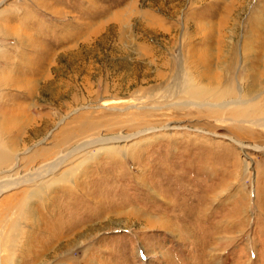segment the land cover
Wrapping results in <instances>:
<instances>
[{"label": "rangeland", "instance_id": "1", "mask_svg": "<svg viewBox=\"0 0 264 264\" xmlns=\"http://www.w3.org/2000/svg\"><path fill=\"white\" fill-rule=\"evenodd\" d=\"M248 100L264 0H0V264H264Z\"/></svg>", "mask_w": 264, "mask_h": 264}, {"label": "bare ground", "instance_id": "2", "mask_svg": "<svg viewBox=\"0 0 264 264\" xmlns=\"http://www.w3.org/2000/svg\"><path fill=\"white\" fill-rule=\"evenodd\" d=\"M235 96L236 89L231 85L225 88H208L207 90L202 91V93L199 94L198 98L203 100L210 98L213 101H219L227 97L235 98ZM246 103H248L249 105L242 106L241 104H239L236 106V108H234V119H241L242 121H252L253 119L258 118V116L264 114V107L260 106L259 103H256V101L248 100ZM118 153H121V151L119 152L118 150L117 154Z\"/></svg>", "mask_w": 264, "mask_h": 264}]
</instances>
